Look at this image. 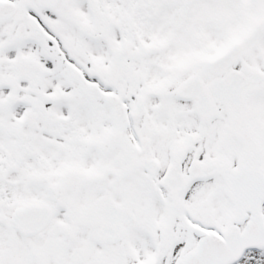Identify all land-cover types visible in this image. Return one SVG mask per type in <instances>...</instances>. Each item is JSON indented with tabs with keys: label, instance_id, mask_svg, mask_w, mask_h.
Wrapping results in <instances>:
<instances>
[{
	"label": "snow or ice",
	"instance_id": "6c2138e0",
	"mask_svg": "<svg viewBox=\"0 0 264 264\" xmlns=\"http://www.w3.org/2000/svg\"><path fill=\"white\" fill-rule=\"evenodd\" d=\"M0 264H264V0H0Z\"/></svg>",
	"mask_w": 264,
	"mask_h": 264
}]
</instances>
